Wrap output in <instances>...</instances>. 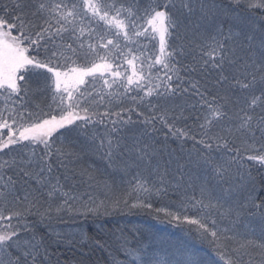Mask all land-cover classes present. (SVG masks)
I'll use <instances>...</instances> for the list:
<instances>
[{"label":"snow or ice","instance_id":"snow-or-ice-1","mask_svg":"<svg viewBox=\"0 0 264 264\" xmlns=\"http://www.w3.org/2000/svg\"><path fill=\"white\" fill-rule=\"evenodd\" d=\"M157 124L193 142L186 159L161 162ZM245 161L264 167V0H0V264H60L29 217H68L53 234L75 248L89 221L137 208L218 260L121 235L112 264H264V182ZM170 193L175 210L153 207ZM249 210L259 236L238 228Z\"/></svg>","mask_w":264,"mask_h":264},{"label":"trees","instance_id":"trees-1","mask_svg":"<svg viewBox=\"0 0 264 264\" xmlns=\"http://www.w3.org/2000/svg\"><path fill=\"white\" fill-rule=\"evenodd\" d=\"M7 2V0H4ZM87 26V20L84 25ZM188 123L191 125L192 120ZM143 127V125H139ZM157 130L150 131L151 142L160 150L161 162L166 161L168 153L171 152L176 158L186 159L187 152L192 149L193 142L187 141L184 145L183 151L180 148V142L169 137L165 142L167 129L156 125ZM5 132L7 130H4ZM83 161L86 164H91L94 168L100 169L107 175L111 169L106 168V161L102 160L99 155H85ZM174 168V165L172 166ZM245 167L249 168L252 177L255 180L256 186L259 189L264 182V167L255 164L251 161H245ZM63 169H61V172ZM132 179V175L123 176L117 175L115 182L116 194H119L122 188L127 187V181ZM214 183V181H213ZM151 203L153 207L168 208L175 210L177 199L172 193L163 199L153 198ZM189 215H194V210L189 211ZM29 221L33 223L34 230L38 237H44L52 251L54 258H59L60 264H112L113 257H116L123 262V255L117 251L121 241L118 239L121 235L127 237L131 244L144 246L151 244L157 249V254H162V250L175 251L177 248L188 246L189 248L198 250L200 255L205 258L211 257L217 259L213 249L202 241L195 231L189 232V226H177L175 222L169 223L167 218L164 217L163 212L157 214L148 209H132L131 211L125 210L123 212H116L107 217H101L94 223L89 221L85 226V242H80L75 248L69 247L64 243L56 244V238L53 234V229L56 231L69 232L74 228V223L68 217L64 220L53 219L52 221H45L41 223L38 217H29ZM227 224L228 221H223ZM260 219L258 214L253 215L251 210L246 211L240 218L238 228L241 232H246L249 235V227L257 229L255 235L259 236ZM103 225V227H101ZM115 233V235H113ZM96 241H102L105 245L104 248L96 247ZM83 253V255H81ZM220 264H223L221 261Z\"/></svg>","mask_w":264,"mask_h":264}]
</instances>
